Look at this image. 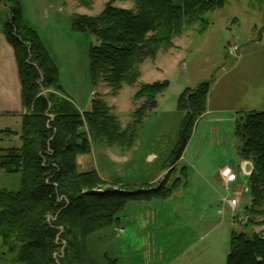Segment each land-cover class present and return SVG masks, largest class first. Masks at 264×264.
<instances>
[{
	"label": "rangeland",
	"instance_id": "374dc122",
	"mask_svg": "<svg viewBox=\"0 0 264 264\" xmlns=\"http://www.w3.org/2000/svg\"><path fill=\"white\" fill-rule=\"evenodd\" d=\"M19 1L23 17L40 30L53 54L76 107L89 110L91 99L101 97L121 126L129 122L142 102L132 98L137 84L123 85L116 94L102 80L93 86L89 49L99 42L70 24L72 14L96 16L108 0H91V7L77 0ZM7 4L8 0L0 1L2 23L9 16ZM114 5L133 8L132 1L114 0ZM206 17L209 25L203 32L198 23L191 26L173 38L172 48L139 65L138 83L165 80L168 86L157 95V105L147 112L130 149L92 139L90 153L76 156L79 172L95 169L110 187L157 185L166 174L169 184L180 179L169 197L127 202L111 225L87 235L84 247L95 264H225L233 230L264 237V214L250 213V173L239 164L245 160L238 157L235 134L236 120L243 113L264 109V0H226ZM203 81L210 82L206 110L196 120L176 166L163 169L184 114L178 108L179 97ZM14 130L19 136L0 134V147L21 145V128ZM224 168L240 175L238 180L235 174V183L228 182L225 188L217 177ZM20 175L0 171V189L17 190ZM223 196L224 210L217 212ZM231 198L238 200L235 209L226 202ZM245 216L250 219L241 221ZM55 241L57 257L66 252L67 240L58 236ZM15 256L0 240V264H20Z\"/></svg>",
	"mask_w": 264,
	"mask_h": 264
},
{
	"label": "trees",
	"instance_id": "16d2710c",
	"mask_svg": "<svg viewBox=\"0 0 264 264\" xmlns=\"http://www.w3.org/2000/svg\"><path fill=\"white\" fill-rule=\"evenodd\" d=\"M77 1L92 5L91 0ZM121 1H132L133 8L108 0L96 16L72 14L70 24L99 42L89 49L93 86L102 80L116 94L123 85L137 84L132 98L142 102L124 126L101 97L91 99L89 110L76 107L61 87L58 67L39 34L24 22L20 1L8 0L3 33L14 51L26 113L21 118V145L0 147V171L21 174L17 190L0 189V240L16 253L20 264H79L78 259L95 264L84 247L87 235L111 225L127 202L165 199L180 181L169 184L166 174L157 185L110 187L95 169L79 172L76 156L90 153L92 139L130 149L147 112L156 107L157 95L168 86L165 80L138 83L139 65L172 48L173 38L191 26L198 23L203 32L209 25L206 13L221 9L226 0ZM209 90L210 82L203 81L180 95L178 108L184 114L176 146L163 169L175 167L181 159L196 120L206 110ZM235 134L238 157L252 163L250 213L263 215L264 109L243 113L236 120ZM58 236L67 240V247L56 257ZM225 264H264V237L233 230Z\"/></svg>",
	"mask_w": 264,
	"mask_h": 264
},
{
	"label": "crops",
	"instance_id": "0c3cea01",
	"mask_svg": "<svg viewBox=\"0 0 264 264\" xmlns=\"http://www.w3.org/2000/svg\"><path fill=\"white\" fill-rule=\"evenodd\" d=\"M23 19L27 25H29L30 27H32L37 31L45 48L50 54L52 60L55 62L56 66L58 67L57 62L54 60L53 54L47 48L42 38L40 30L37 29L34 25H32L30 22H28L27 19H25L24 17ZM3 25L4 23H2V19L0 17V130L10 129L14 132L10 135L19 136V132L14 129L15 127L21 128V118L26 113V107L22 99V88H21V82H20L14 51L3 33ZM59 83L63 88V90L65 91V93L67 94L66 92L68 91L66 90L67 87L64 84V81L61 80L60 74H59ZM69 98L73 101L71 96H69ZM80 103H82V101H80ZM79 110L81 112L83 111L81 109ZM245 163L246 161H239V164L243 166V169L245 167ZM235 174L238 177L239 173L236 172L235 170L232 169L230 170L225 168L219 170L217 177L221 182V184L223 185V188H225L224 184L228 182L230 184L235 183L234 182V179H236ZM237 179L239 180L240 178L238 177ZM208 180H209L208 178L205 179V181ZM224 198L225 196H223L220 199L221 205L218 206L217 212L219 211L223 212L224 209H223L222 201ZM214 205L215 203H213V207Z\"/></svg>",
	"mask_w": 264,
	"mask_h": 264
},
{
	"label": "built area",
	"instance_id": "2783aa9c",
	"mask_svg": "<svg viewBox=\"0 0 264 264\" xmlns=\"http://www.w3.org/2000/svg\"><path fill=\"white\" fill-rule=\"evenodd\" d=\"M234 49L236 50L237 47L234 46ZM226 202H227V204H228V206H229L230 208L235 209L236 206H237V202H238V200H237L236 198H231V199L226 200ZM246 219H248V216H245L244 220H246Z\"/></svg>",
	"mask_w": 264,
	"mask_h": 264
},
{
	"label": "water",
	"instance_id": "95a60500",
	"mask_svg": "<svg viewBox=\"0 0 264 264\" xmlns=\"http://www.w3.org/2000/svg\"><path fill=\"white\" fill-rule=\"evenodd\" d=\"M244 170H245L247 173H251V171H252V165H251L250 162H246V163H245Z\"/></svg>",
	"mask_w": 264,
	"mask_h": 264
}]
</instances>
